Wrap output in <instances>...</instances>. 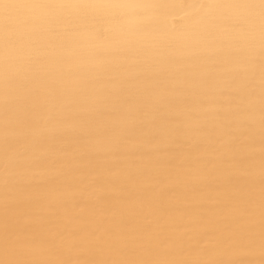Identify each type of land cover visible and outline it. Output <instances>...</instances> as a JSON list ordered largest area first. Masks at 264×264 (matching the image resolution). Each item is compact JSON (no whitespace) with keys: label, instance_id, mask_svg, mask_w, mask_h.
Returning <instances> with one entry per match:
<instances>
[{"label":"snow or ice","instance_id":"1","mask_svg":"<svg viewBox=\"0 0 264 264\" xmlns=\"http://www.w3.org/2000/svg\"><path fill=\"white\" fill-rule=\"evenodd\" d=\"M0 264H264V0H0Z\"/></svg>","mask_w":264,"mask_h":264},{"label":"bare ground","instance_id":"2","mask_svg":"<svg viewBox=\"0 0 264 264\" xmlns=\"http://www.w3.org/2000/svg\"><path fill=\"white\" fill-rule=\"evenodd\" d=\"M175 2L180 3V2H182V0H175ZM176 16H177V19H179V17H180L179 11H177Z\"/></svg>","mask_w":264,"mask_h":264}]
</instances>
